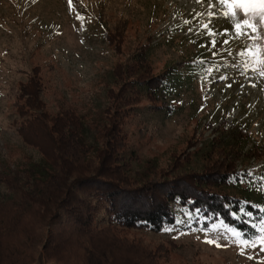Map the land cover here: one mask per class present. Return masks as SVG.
<instances>
[{"label":"rangeland","instance_id":"374dc122","mask_svg":"<svg viewBox=\"0 0 264 264\" xmlns=\"http://www.w3.org/2000/svg\"><path fill=\"white\" fill-rule=\"evenodd\" d=\"M233 10L230 2L213 6L208 0H72L71 5L68 0H0V173L42 171L43 156L22 140L14 122L18 83L26 81L32 67L40 68V97L46 111L74 109L86 127V144L94 147L105 121L106 88L116 87L112 69L146 43L155 74L170 66L184 74L195 57L201 59L203 71L170 99L173 113L153 111L142 94L124 124L128 139L122 154L131 160L132 171L153 165L169 168L175 159L183 164L177 172L199 170L207 161L208 143L217 134L214 129L236 120L250 135L244 150L252 147L256 152L237 161L236 168L264 171V64L259 62L264 52L256 47L254 57L245 52L244 45L254 41L244 38L221 46L225 37H210L202 27L209 24L214 32H222L232 23L223 13ZM122 23L117 53L104 32H114ZM210 39L218 42L215 49ZM7 195L0 182V199ZM121 232L152 250L166 248L167 264H264V229L251 241L222 226Z\"/></svg>","mask_w":264,"mask_h":264},{"label":"trees","instance_id":"16d2710c","mask_svg":"<svg viewBox=\"0 0 264 264\" xmlns=\"http://www.w3.org/2000/svg\"><path fill=\"white\" fill-rule=\"evenodd\" d=\"M124 25L104 32L117 53ZM149 48L139 45L115 63L116 87L106 88L105 121L94 147L86 144V127L74 109L46 111L39 66L18 83L16 131L44 164L42 171L0 173L8 189L0 199V264H167L166 248L152 250L129 240L125 230L222 226L244 240L262 236L264 171L236 168L237 161L256 153L252 147L244 150L250 135L239 120L214 129L199 170L177 172L183 164L175 159L169 168L132 171L122 154L128 139L124 124L142 94L153 111L173 113L170 99L203 71L195 57L184 74L172 66L155 74Z\"/></svg>","mask_w":264,"mask_h":264},{"label":"snow or ice","instance_id":"6c2138e0","mask_svg":"<svg viewBox=\"0 0 264 264\" xmlns=\"http://www.w3.org/2000/svg\"><path fill=\"white\" fill-rule=\"evenodd\" d=\"M71 5L72 0H68ZM197 2H201V0H197ZM210 4L215 6L216 4L225 5L229 2L232 3L235 7V10L228 12L225 11L223 15L232 21L229 28L224 29L222 32H214L209 24H204L202 27L204 29V33L212 36H223L225 39L221 42V46L224 44H229L231 40H239L241 38L252 40L254 43L252 45L245 44L244 50L247 53L252 54L254 57L255 54L252 53V49L254 47L261 48L262 52H264V44H261V41H264V0H208ZM249 7H245V6ZM210 16L215 15V12L209 13ZM78 19H82L79 15ZM185 23H190V21H185ZM189 31H192L190 28ZM232 33L229 36V33ZM202 33V34H204ZM209 45L211 48L215 49L218 45V42L215 39H210ZM213 55H217L216 52H213ZM244 55V53H241ZM253 62H255L253 60ZM261 64H264V59L259 61ZM245 69H247L248 64L244 65ZM261 75H264V70H261ZM223 78V77H222ZM231 85H229L230 87ZM207 243H215L213 240L206 241ZM217 247L221 245L217 244Z\"/></svg>","mask_w":264,"mask_h":264}]
</instances>
